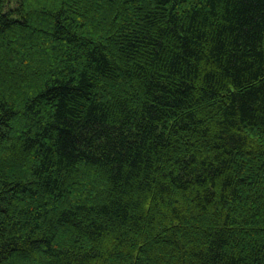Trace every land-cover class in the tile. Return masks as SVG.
Returning a JSON list of instances; mask_svg holds the SVG:
<instances>
[{
  "label": "trees",
  "instance_id": "16d2710c",
  "mask_svg": "<svg viewBox=\"0 0 264 264\" xmlns=\"http://www.w3.org/2000/svg\"><path fill=\"white\" fill-rule=\"evenodd\" d=\"M0 264H264V0H0Z\"/></svg>",
  "mask_w": 264,
  "mask_h": 264
},
{
  "label": "snow or ice",
  "instance_id": "6c2138e0",
  "mask_svg": "<svg viewBox=\"0 0 264 264\" xmlns=\"http://www.w3.org/2000/svg\"><path fill=\"white\" fill-rule=\"evenodd\" d=\"M0 118H2V113H0Z\"/></svg>",
  "mask_w": 264,
  "mask_h": 264
}]
</instances>
